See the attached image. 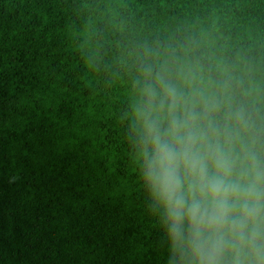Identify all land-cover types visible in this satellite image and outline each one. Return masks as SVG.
Here are the masks:
<instances>
[{"label":"trees","instance_id":"trees-1","mask_svg":"<svg viewBox=\"0 0 264 264\" xmlns=\"http://www.w3.org/2000/svg\"><path fill=\"white\" fill-rule=\"evenodd\" d=\"M146 48L264 112V0H0V264H167L118 120Z\"/></svg>","mask_w":264,"mask_h":264},{"label":"clouds","instance_id":"clouds-1","mask_svg":"<svg viewBox=\"0 0 264 264\" xmlns=\"http://www.w3.org/2000/svg\"><path fill=\"white\" fill-rule=\"evenodd\" d=\"M133 63L118 120L167 264H264V112L166 51Z\"/></svg>","mask_w":264,"mask_h":264}]
</instances>
